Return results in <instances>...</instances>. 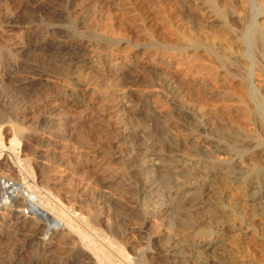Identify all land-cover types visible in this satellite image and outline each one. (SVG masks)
Returning a JSON list of instances; mask_svg holds the SVG:
<instances>
[{
  "label": "rangeland",
  "instance_id": "obj_1",
  "mask_svg": "<svg viewBox=\"0 0 264 264\" xmlns=\"http://www.w3.org/2000/svg\"><path fill=\"white\" fill-rule=\"evenodd\" d=\"M262 119L264 0H0V180L111 255L19 193L0 264H264Z\"/></svg>",
  "mask_w": 264,
  "mask_h": 264
},
{
  "label": "bare ground",
  "instance_id": "obj_2",
  "mask_svg": "<svg viewBox=\"0 0 264 264\" xmlns=\"http://www.w3.org/2000/svg\"><path fill=\"white\" fill-rule=\"evenodd\" d=\"M247 20V19H246ZM248 20H249V18H248ZM254 21V20H253ZM244 27V26H243ZM245 29V28H244ZM243 29V30H244ZM253 29V28H252ZM242 30V31H243ZM247 32V31H246ZM249 32V31H248ZM249 35V34H248ZM248 35H247V37H248ZM242 36V35H241ZM263 38V37H262ZM229 58V57H228ZM232 62V61H231ZM231 62H229V63H231ZM248 72V71H247ZM215 74V73H214ZM214 74H213V78H215L214 77ZM217 74V73H216ZM211 77H212V75H211ZM217 77V76H216ZM212 78V79H213ZM218 78V77H217ZM263 120V119H262ZM264 121V120H263ZM0 130H1V133H3L4 134V136H7L8 135V128H7V126L6 125H3L1 128H0ZM15 141H13L12 142V146H13V143H14ZM15 144V143H14ZM3 142H2V140H0V150H4V148H3ZM6 150V149H5ZM2 152V151H1ZM156 163V162H155ZM158 163V162H157ZM3 164V163H2ZM5 164V163H4ZM3 164V165H4ZM154 164V163H153ZM3 165H1V166H3ZM6 165H7V163H6ZM17 165H19L18 164V162H17ZM8 167L9 168H12V165H8ZM159 167V166H158ZM158 170V169H157ZM179 170V169H178ZM176 171H177V169H176ZM174 172V171H173ZM181 172V171H180ZM187 173H188V170L186 171ZM186 173V174H187ZM174 174V173H173ZM172 174V175H173ZM176 174H177V172H176ZM175 174V175H176ZM180 174H182L183 175V173H180ZM180 174H177V175H179L180 176ZM153 175V174H152ZM155 175V174H154ZM159 175V174H158ZM171 175V176H172ZM185 175V174H184ZM171 176H170V178H171ZM174 176V175H173ZM152 177V176H151ZM156 177V176H155ZM178 177V176H177ZM182 178V177H181ZM186 178V177H185ZM187 178H189V177H187ZM173 179V178H172ZM157 180V179H156ZM174 180V179H173ZM172 180V181H173ZM177 180H178V178H177ZM186 181H188V180H186ZM170 182V181H169ZM175 182V181H174ZM177 183H178V181H177ZM187 183V182H186ZM190 183V182H189ZM156 184V183H155ZM168 184V183H167ZM22 185V184H21ZM20 184H18V183H16V185L15 186H13V185H8V184H3L2 183V181L0 180V187L3 189V191L1 192V196L3 197L1 200H0V205H5V204H7L8 205V203L7 202H9V206L11 207V206H13L15 203L16 204H18V203H20V194L19 193H23V195L25 196V201L27 200V204H28V206L30 207V209H31V214L32 215H34V214H36L37 216H39L40 218H42L43 220H44V222L46 223V230H45V234H44V238H46V239H49V238H52V236L53 235H58V233L60 232V234H59V237H62L63 235H64V233H65V231H63L64 230V228H68V229H70V230H72V231H75V232H77L78 233V236L80 237V239L82 240V241H86V243H87V245H92L91 247H90V249H92V251L94 252V253H96L97 255H100V257H104V258H108V260L109 261H111V259H109L110 258V254H107L105 251H104V249L102 248V245L100 246V245H98V244H95V242H92V243H90L92 240L90 239V237L88 238L87 236V233L83 230V229H81L77 224H75L74 223V221L70 218V217H68L67 216V214L66 213H64V210L62 211V210H58L56 207H55V205L53 206V204L52 205H50V203H51V201H50V199L49 198H47V197H42L43 199H41V197L38 195V197H35V195H29V196H26V194L24 193V191H22V189H21V186ZM165 185H166V183H165ZM169 185H170V183H169ZM182 185H183V182H182ZM191 185V184H190ZM150 186V185H149ZM155 186V185H154ZM180 186V185H179ZM153 187V186H152ZM165 187V186H164ZM194 187V186H193ZM167 188V187H166ZM169 188V187H168ZM179 188V187H178ZM182 188V187H181ZM171 189V188H170ZM183 189V188H182ZM185 189H187V188H185ZM190 189V188H189ZM175 190H177L176 188H175ZM192 190H193V188H192ZM168 191V190H167ZM184 191V190H183ZM191 191V190H190ZM189 191V192H190ZM171 192V191H170ZM179 192V191H178ZM180 193V192H179ZM184 193V192H183ZM180 194H182V193H180ZM191 194V193H190ZM179 195V194H178ZM193 195V194H192ZM195 195V194H194ZM182 196V195H181ZM187 196V195H186ZM183 197V196H182ZM188 197V196H187ZM195 197V196H194ZM185 198V197H184ZM183 198V199H184ZM185 200H186V198H185ZM24 201V202H25ZM33 201H35V204H34V202ZM23 202V203H24ZM15 209V207H12L11 208V210H14ZM47 209H49L53 214H56V216H54V215H51L48 211H47ZM15 211H16V209H15ZM22 216H24V218L26 217L25 215H23V214H21ZM27 218V217H26ZM35 220V219H34ZM85 223V222H84ZM26 224H29V222H27ZM32 224V223H31ZM30 225V224H29ZM85 225L88 227V224H86L85 223ZM67 234V233H66ZM69 235V234H68ZM102 235V234H101ZM54 240H55V238H53ZM65 239H66V237H65ZM112 240V239H111ZM57 241V240H56ZM112 243H114L115 245L113 246V249L121 256V255H123V257H124V250H123V247L119 244V243H117L116 241H111ZM48 243V242H47ZM112 245V244H111ZM88 247V246H87ZM98 258H99V256H98ZM121 264H123V263H121ZM200 264V263H199ZM203 264V263H202ZM204 264H206V263H204Z\"/></svg>",
  "mask_w": 264,
  "mask_h": 264
},
{
  "label": "built area",
  "instance_id": "obj_3",
  "mask_svg": "<svg viewBox=\"0 0 264 264\" xmlns=\"http://www.w3.org/2000/svg\"><path fill=\"white\" fill-rule=\"evenodd\" d=\"M3 184H8V185H11L12 182L11 181H8V180H1ZM21 214L25 215V216H28L31 214V209L29 206H26L24 207L22 210H21Z\"/></svg>",
  "mask_w": 264,
  "mask_h": 264
}]
</instances>
